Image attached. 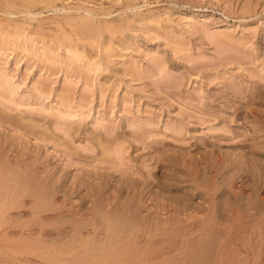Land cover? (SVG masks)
Segmentation results:
<instances>
[{
  "label": "rangeland",
  "instance_id": "obj_1",
  "mask_svg": "<svg viewBox=\"0 0 264 264\" xmlns=\"http://www.w3.org/2000/svg\"><path fill=\"white\" fill-rule=\"evenodd\" d=\"M0 197V264H107L148 207L143 264H264V0H0Z\"/></svg>",
  "mask_w": 264,
  "mask_h": 264
},
{
  "label": "bare ground",
  "instance_id": "obj_2",
  "mask_svg": "<svg viewBox=\"0 0 264 264\" xmlns=\"http://www.w3.org/2000/svg\"><path fill=\"white\" fill-rule=\"evenodd\" d=\"M1 170H2V168H1ZM2 175V174H1ZM6 178H7V175H6ZM22 182V181H21ZM2 183V182H1ZM26 187V186H25ZM17 188V187H16ZM13 190V189H12ZM16 191V190H15ZM18 191H19V189H18ZM2 192V191H1ZM4 192V191H3ZM25 192V191H24ZM28 192V191H27ZM9 195V194H8ZM7 195V196H8ZM20 195V194H19ZM3 196V195H2ZM48 197V196H47ZM0 199H1V197H0ZM46 199V198H45ZM53 200V199H52ZM11 199H8V198H4L3 200H1L0 201V215L1 216H7L6 214H7V212H8V210L10 209V208H13V207H10V206H14L15 205V203L17 202H14L15 200H13L12 201V204L13 205H11L10 203H11ZM14 202V203H13ZM39 202V201H38ZM47 202V201H46ZM46 202H44V203H46ZM24 203V202H23ZM19 206V205H18ZM100 206V205H99ZM38 207V206H37ZM36 207V208H37ZM202 209V208H204V207H202L201 205H198V209ZM216 208H217V204L216 203H208L207 204V207H206V210H207V213H208V216H210L211 214H212V212L213 211H215L216 210ZM231 208H233L232 210H231V212H232V217L234 218V219H241L242 218V215L241 214H236L235 213V211H236V207H233V206H231ZM38 209V208H37ZM151 210H152V208L151 207H148L147 208V210H146V213L145 214H143L141 211H139L138 213H136L134 216H133V218H134V221L138 224V226H137V229L136 230H132V231H130L129 233H121V234H118L117 236H112L113 238H111L110 237V239H113V241H112V243L114 244V246H117V244H119V243H121V242H123L124 243V246H123V248H124V250L122 249V250H119L118 248H115L114 246L113 247H111L109 250L107 249V251L108 252H106L107 253V257L108 256H111V257H109L108 259H105V260H107V264H110L109 263V261L111 262V264L112 263H118V262H131V263H133V262H139V263H141V264H143V263H148V261L151 259V258H154V257H156V258H164V256L166 255V253L165 252H162L161 251V249H166L168 246H166L167 244H176L177 242L176 241H178V239L177 240H175V241H169V238H170V235H168L169 236V238L168 237H165L166 236V231L168 230V218H166V213H154V214H152L153 212H151ZM186 210L187 209H185V210H182L184 213H187L188 214V212H186ZM188 210H190V209H188ZM191 211V210H190ZM189 211V215L190 216H192V217H195V216H201V218H205V217H208L206 214H201L200 213V211H198L197 209H193L191 212ZM72 212V211H71ZM199 214H201V215H199ZM67 215V214H66ZM68 215H69V213H68ZM65 216V215H64ZM64 216H62V217H64ZM73 216V215H72ZM93 216V215H92ZM121 216V215H120ZM212 216V215H211ZM8 217V216H7ZM7 217H5V218H7ZM77 217V216H76ZM14 218H16V217H14ZM13 218V219H14ZM108 219H109V217H108ZM132 219V218H131ZM215 219H216V217H215ZM255 219V218H254ZM7 220H9V219H7ZM15 220V219H14ZM21 220V219H20ZM200 220V219H199ZM4 221H6L5 219H4ZM38 221H39V219H38ZM38 221L36 222L37 224H38ZM98 221V220H97ZM110 221V220H109ZM1 222H3V221H1ZM1 222H0V228H2V225H3V223L1 224ZM6 222H8V221H6ZM15 222V221H14ZM92 222V221H91ZM100 222V221H99ZM131 222V221H130ZM74 223V222H73ZM96 223H98V222H96ZM106 223V222H105ZM129 223V222H128ZM6 224V223H5ZM4 224V225H5ZM37 224H35L36 226H37ZM42 224H43V222H42ZM241 224V223H240ZM7 225H9V224H7ZM7 225H5V226H7ZM14 225V224H13ZM31 225H32V222H31ZM117 225V224H116ZM127 225V224H126ZM131 225V224H130ZM133 225V224H132ZM175 225H177L178 226V224L176 223ZM196 225V224H195ZM200 225V224H199ZM23 226V225H22ZM105 226V225H104ZM106 226H107V229H110V225H109V223H107L106 224ZM114 226V225H113ZM189 226V225H188ZM213 226H214V224H213ZM31 227V226H30ZM69 227V226H68ZM71 227V226H70ZM88 227V226H87ZM130 227V226H129ZM181 227V226H180ZM64 228V227H63ZM66 228V227H65ZM101 228V227H100ZM116 228V227H115ZM118 228H120V227H118ZM116 229V230H119V229ZM37 229V228H36ZM67 229V228H66ZM65 229V230H66ZM112 229H114V228H112ZM128 229V228H127ZM126 229V230H127ZM264 229V228H263ZM28 230V229H27ZM64 230V231H65ZM67 230H69V229H67ZM104 230V229H103ZM48 231V230H47ZM52 231V230H51ZM60 231V230H59ZM101 231H102V229H101ZM50 232V231H49ZM104 232V231H103ZM102 232V233H103ZM218 232V231H217ZM52 233V235H53V232H51ZM63 233V232H62ZM61 233V234H62ZM159 233H162L164 236H162V237H160V240H158L159 238H157L156 239V237L158 236V234ZM214 233V232H213ZM10 234V233H9ZM26 234H28L27 235V237H29V236H31V235H33V232H32V230H30V232H26ZM35 234V236H36V232L34 233ZM55 234V233H54ZM56 234H58V233H56ZM64 234V233H63ZM98 234V233H97ZM111 234V233H110ZM116 234V233H115ZM22 235V234H21ZM20 235V236H21ZM43 235V234H42ZM69 235V234H68ZM214 235H215V233H214ZM34 236V235H33ZM50 236V235H49ZM48 236V237H49ZM55 236V235H54ZM21 238V237H20ZM63 238V237H62ZM101 238H103V235L101 236ZM16 239V238H15ZM33 239V238H32ZM49 239V238H48ZM48 239H44L45 241H47ZM204 239V238H203ZM202 239V240H203ZM50 240V239H49ZM63 240V239H62ZM62 240H61V242H62ZM68 240H70V239H68ZM32 241V240H31ZM42 241V240H41ZM82 242H83V246L85 247V249H87L89 246V242L87 241V239H82L81 240ZM207 241V240H206ZM210 241V240H209ZM49 242V241H48ZM176 242V243H175ZM15 243V242H14ZM36 243V242H35ZM40 243V242H39ZM53 243V242H52ZM56 243V242H55ZM59 243V242H58ZM67 243V242H66ZM97 243V242H96ZM178 243H179V241H178ZM61 244V243H60ZM102 243H100V245H101ZM106 244H108V241H107V243H105L104 245H102L103 247H105V245ZM204 244V243H203ZM31 245V244H30ZM56 245L58 246V244L56 243ZM72 245V244H71ZM96 245V244H95ZM123 245V244H122ZM177 245V244H176ZM205 245L206 244H204L203 246L205 247ZM209 245H210V242L208 243V247H209ZM39 246V245H38ZM38 246H37V248H38ZM41 246V245H40ZM39 246V247H40ZM67 246V245H66ZM69 246V245H68ZM78 246V245H77ZM80 246V245H79ZM90 246H91V244H90ZM107 246V245H106ZM119 246V245H118ZM121 246V245H120ZM119 246V247H120ZM152 246V247H151ZM159 246V247H158ZM193 246V245H192ZM48 247V246H47ZM56 247V246H55ZM72 247V246H71ZM100 247V246H99ZM98 247V248H99ZM160 247H162V248H160ZM170 247V246H169ZM172 247V246H171ZM199 247V246H198ZM212 247V246H211ZM33 248V247H32ZM43 248V247H42ZM46 248V247H45ZM44 248V249H45ZM95 248V247H94ZM93 248V249H94ZM177 248V247H176ZM201 248V247H200ZM216 248V247H215ZM21 249V248H20ZM30 249V248H29ZM101 249V248H100ZM197 249V248H196ZM33 250V249H32ZM43 250V249H42ZM171 250H174V249H171ZM35 251V250H34ZM62 251V250H61ZM65 251V250H64ZM66 251H68V250H66ZM95 251V250H94ZM99 250H97V252H98ZM165 251V250H164ZM28 252V251H27ZM30 252V251H29ZM45 252V251H44ZM91 252V251H90ZM172 252V251H171ZM170 252V253H171ZM71 253V252H70ZM95 253V252H94ZM94 253H92L93 255L92 256H88V257H86L88 254H87V251H86V256H85V254H83L82 253V255H80L82 258V260H80V261H78L77 262V264H84V262H85V264H86V260H87V262H89L88 261V259L90 258H92L95 254ZM106 253H104L105 254V256H106ZM46 254V253H45ZM49 254H51V253H49ZM104 254H103V256H104ZM198 254V253H197ZM26 255H27V253H26ZM34 255V254H33ZM44 255V254H43ZM61 255V254H60ZM91 255V254H90ZM99 255V254H98ZM194 255H195V253H194ZM211 255V254H210ZM48 256V255H47ZM57 257V255H54V257ZM73 256V255H72ZM76 256V255H75ZM74 256V257H75ZM101 256V255H100ZM207 256H208V254H207ZM206 256V257H207ZM45 258H46V256H44ZM49 257V256H48ZM61 257H63L62 258V260L64 259V257H67V256H61ZM99 257V256H98ZM102 257V256H101ZM192 257H194V256H192ZM196 257V260H197V257L198 256H195ZM201 257L203 258V256L201 255ZM210 257V256H209ZM22 258V257H21ZM67 258H69V257H67ZM111 258V259H110ZM201 258V259H202ZM17 259V258H16ZM59 259V258H58ZM61 259V258H60ZM76 259V258H75ZM77 259H79V258H77ZM98 259V258H97ZM100 259V258H99ZM113 259V261H111ZM22 260V259H21ZM52 260V259H51ZM56 260V259H55ZM104 260V259H103ZM109 260V261H108ZM179 260V259H178ZM188 260V259H187ZM195 260V261H196ZM53 261H54V259H53ZM60 261V260H59ZM72 261V260H71ZM77 261V260H76ZM75 261V262H76ZM84 261V262H83ZM93 261V260H92ZM92 261H90L89 262V264L92 262ZM47 262V261H46ZM56 262V261H55ZM73 262H74V260H73ZM73 262H71V263H73ZM74 262V263H75ZM102 262V261H101ZM100 262V263H101ZM105 263H106V261H104ZM70 263V262H69ZM68 263V264H69ZM70 263V264H71ZM29 264V263H28ZM45 264H48V263H45ZM50 264V263H49ZM51 264H52V262H51ZM66 264V263H65ZM93 264V263H92ZM102 264V263H101ZM104 264V263H103ZM119 264V263H118ZM161 264V263H160Z\"/></svg>",
  "mask_w": 264,
  "mask_h": 264
}]
</instances>
